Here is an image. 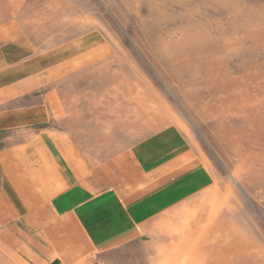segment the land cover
Instances as JSON below:
<instances>
[{"label": "rangeland", "instance_id": "1", "mask_svg": "<svg viewBox=\"0 0 264 264\" xmlns=\"http://www.w3.org/2000/svg\"><path fill=\"white\" fill-rule=\"evenodd\" d=\"M261 7L264 0H0V28L23 33L27 58L47 62L34 75L37 93L57 99L60 127L76 141L103 142L93 155L114 158L121 145L155 138L169 152L187 151V198L103 264H264V123L254 117L264 104V39L224 46L220 38L234 39ZM187 30L203 33L194 48L204 57L173 45ZM244 92L250 113L240 110ZM222 103L220 113L206 110Z\"/></svg>", "mask_w": 264, "mask_h": 264}, {"label": "crops", "instance_id": "2", "mask_svg": "<svg viewBox=\"0 0 264 264\" xmlns=\"http://www.w3.org/2000/svg\"><path fill=\"white\" fill-rule=\"evenodd\" d=\"M24 37L0 28V264H103L187 198V151L155 138L93 155L103 142L76 141L37 93L47 62L27 58Z\"/></svg>", "mask_w": 264, "mask_h": 264}, {"label": "bare ground", "instance_id": "3", "mask_svg": "<svg viewBox=\"0 0 264 264\" xmlns=\"http://www.w3.org/2000/svg\"><path fill=\"white\" fill-rule=\"evenodd\" d=\"M235 1L236 0H221V2L227 6L233 5V3ZM257 12H258L257 17L246 18L245 24L238 27V28L233 29L235 32L231 33L234 35H238L239 33H243L245 38H240V37L233 35L232 36V37H234V39H233V38L227 36L226 33L222 31V33H220L221 34L220 38L222 37L221 39L224 42L223 45L226 46L228 44L230 46H232V45L234 46L237 44H242L246 38H250L252 40L264 39V7L259 8V10H257ZM192 34H193L192 31L187 30L184 33L183 37L179 41L173 43V45L175 47H177L176 49H178L180 51L181 50L185 51L188 54L187 57H189L190 59L191 58L193 59L194 55H197L198 53H201L203 55V53L201 51L194 48V46L197 45L196 42L199 41L200 38L203 36L202 35L203 33L201 31H199L196 34V37H193ZM203 57H204V55H203ZM190 59H189V61L191 63ZM185 61H186V59H185ZM208 73H211V75L214 74L216 77L219 76L220 78H223V79L225 78V76L227 77L226 74H224L222 71L218 70L217 68H212L211 70H209ZM230 85L232 86V84H230ZM228 88H229V85L227 84L225 87H223V85H222L221 89L227 90ZM260 94L263 95L262 93H260ZM242 96L244 98L243 99L244 105H242V106L240 105V110H242V111L247 110L250 113V111L253 110V106L251 104V101L253 98L247 92H244L242 94ZM246 103H247V105H246ZM222 105L220 104V105L216 106V108H211L209 106L206 108V110H208L210 113L215 112V111L220 113L221 111L224 110L223 109L224 104L222 103ZM263 115H264V104L261 106L260 112L258 114H256L254 117L258 118L261 123H264V116ZM210 217H212V216H210Z\"/></svg>", "mask_w": 264, "mask_h": 264}]
</instances>
